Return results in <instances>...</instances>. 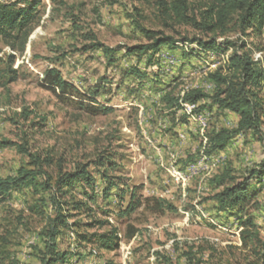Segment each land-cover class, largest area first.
<instances>
[{
    "label": "rangeland",
    "instance_id": "1",
    "mask_svg": "<svg viewBox=\"0 0 264 264\" xmlns=\"http://www.w3.org/2000/svg\"><path fill=\"white\" fill-rule=\"evenodd\" d=\"M28 1L37 5L26 34L0 40V180L21 170L32 177L0 195L2 264H42L56 217L51 186L84 168L94 189L80 180L56 195L68 215L55 239L66 253L63 264L253 261L264 243V176L249 179L250 198L241 209H222L216 195L264 161V116L258 132H239L218 149L214 137L236 129L239 116L210 97L217 91L212 75L236 81L229 57L247 52L261 73L257 93L264 101V13L245 32L230 24L214 35L169 18L159 0ZM208 1L187 0L188 15L198 17ZM141 29L175 45L138 60L127 48L154 40ZM212 38L223 51L192 40ZM96 43L102 48L94 49ZM50 68L83 95L59 100L41 84ZM192 89L209 97L187 117L180 103ZM99 158L110 163L99 169ZM103 170L117 183L107 197ZM131 204L138 206L127 211ZM111 229L118 247L100 249L96 236Z\"/></svg>",
    "mask_w": 264,
    "mask_h": 264
},
{
    "label": "trees",
    "instance_id": "2",
    "mask_svg": "<svg viewBox=\"0 0 264 264\" xmlns=\"http://www.w3.org/2000/svg\"><path fill=\"white\" fill-rule=\"evenodd\" d=\"M36 5L28 0H0V40L10 42V40L17 39L19 35L26 34V29L35 17ZM160 8L164 13L172 18L174 16L179 22L189 24L193 28L212 33L214 35L224 34L230 24H235L242 32L248 30L253 26L258 19H260L264 13V0H209L204 5L203 10L199 16L188 15L187 0H172L167 3L165 0H159ZM144 30V29H141ZM147 33L149 39H154V35H150L149 31L144 30ZM26 36V35H25ZM25 39L22 42V48L25 44ZM186 40V39H182ZM197 43L201 49H213L222 50L220 45L217 44L215 38L209 41H202L200 39H192ZM226 45L230 43H225ZM164 45H175V41L171 37H158L155 38L150 44L137 45L129 47L126 50V54L134 55L138 57V60L145 55V52H156L160 47ZM227 47V46H226ZM102 45L96 43L94 49H101ZM223 48H225L223 46ZM105 53L107 51L103 50ZM112 62L113 57H111ZM228 67L233 71V78L221 76L217 73L212 75L217 85L216 93L211 96L214 103H217L220 107L227 111L233 112L239 116L238 127L232 131L221 130L215 138V147L223 149L228 140L235 134L244 131L253 130V132L259 131V124L261 118L264 116V101L259 98L257 89H260V72L255 71L254 61L247 52L236 53L234 52L229 57ZM14 72V71H11ZM15 77H10V82L14 81ZM41 84L50 89L53 94L61 101L69 99L71 97H80L83 94L69 82L64 80L59 71L50 68L44 71L41 79ZM205 93L200 90L192 89L185 94L184 100L187 103H197L208 98ZM83 105V104H81ZM83 109H90L97 113L99 110L94 109L91 106L83 105ZM199 108V107H198ZM108 109H106L107 111ZM109 164L107 159H97L95 166L102 168L104 164ZM100 177L104 181V187L102 190L103 196L107 197L110 190L117 186V183L110 179H105L107 176L106 170L100 171ZM21 176L7 177L4 180H0V195L7 194L9 190L16 186L28 185L32 181V177L27 171H20ZM264 176V161L259 163L256 169H252L249 172L248 178L244 182L236 183L231 187H226L222 192L216 195L218 202L222 209L230 207L232 209H241L242 205L250 198L248 192L249 179L261 178ZM84 181L85 184L94 189V179L90 176L89 172L84 168L76 170L74 172H68L60 175L51 186L55 193L50 197V205L54 207L56 217L52 220L49 231L47 232V239L45 242V251L41 256L42 264H63L66 253L58 251L55 245V239L59 234V230L62 227H66V219L68 215H64L63 207L64 202L57 200V193H66L69 188H72L74 184L79 181ZM65 190V191H64ZM93 199V196L90 195ZM82 203L76 202L72 204L74 209H79ZM138 205H129L126 210L132 211ZM247 222L251 225L250 219ZM96 224H102L96 222ZM92 226V225H90ZM83 240H87L86 235H80ZM97 245L100 249L115 250L118 247V237L115 229H111L107 232L100 233L96 236ZM244 243H246V240ZM0 264L5 259V250L2 243H0ZM254 260L248 264H264V243H260L258 249L254 251ZM105 264H113L107 262ZM198 264V263H193Z\"/></svg>",
    "mask_w": 264,
    "mask_h": 264
},
{
    "label": "bare ground",
    "instance_id": "3",
    "mask_svg": "<svg viewBox=\"0 0 264 264\" xmlns=\"http://www.w3.org/2000/svg\"><path fill=\"white\" fill-rule=\"evenodd\" d=\"M180 105L182 106L181 108L184 109L185 113L188 115L187 117H193L195 110L197 109V105L196 103H187L185 101H183V103H180ZM184 113V114H185ZM199 114V113H198ZM201 114V113H200ZM204 115V114H202ZM195 117V116H194ZM208 117V116H207ZM205 120V119H204ZM204 126V125H203Z\"/></svg>",
    "mask_w": 264,
    "mask_h": 264
}]
</instances>
